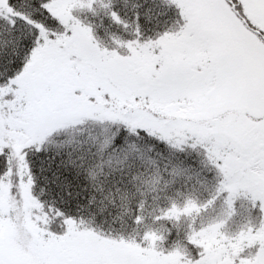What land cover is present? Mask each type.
I'll list each match as a JSON object with an SVG mask.
<instances>
[{"label":"snow or ice","instance_id":"6c2138e0","mask_svg":"<svg viewBox=\"0 0 264 264\" xmlns=\"http://www.w3.org/2000/svg\"><path fill=\"white\" fill-rule=\"evenodd\" d=\"M0 264H264V0H0Z\"/></svg>","mask_w":264,"mask_h":264}]
</instances>
